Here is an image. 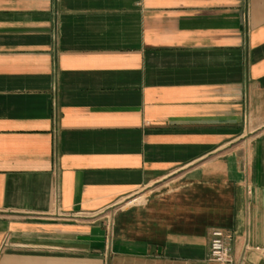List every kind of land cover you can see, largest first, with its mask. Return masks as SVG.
I'll return each instance as SVG.
<instances>
[{
	"label": "crops",
	"instance_id": "crops-1",
	"mask_svg": "<svg viewBox=\"0 0 264 264\" xmlns=\"http://www.w3.org/2000/svg\"><path fill=\"white\" fill-rule=\"evenodd\" d=\"M214 229L264 264V0H0V264H218Z\"/></svg>",
	"mask_w": 264,
	"mask_h": 264
},
{
	"label": "built area",
	"instance_id": "built-area-1",
	"mask_svg": "<svg viewBox=\"0 0 264 264\" xmlns=\"http://www.w3.org/2000/svg\"><path fill=\"white\" fill-rule=\"evenodd\" d=\"M153 197L148 191L143 196L132 199L131 204L142 205ZM228 237L221 229H214L211 232L209 260L218 264H234L231 248L228 245Z\"/></svg>",
	"mask_w": 264,
	"mask_h": 264
}]
</instances>
